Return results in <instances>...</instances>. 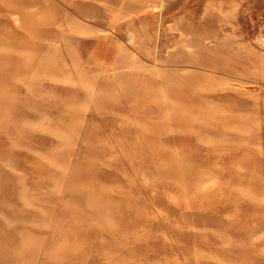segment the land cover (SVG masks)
Segmentation results:
<instances>
[{
    "label": "rangeland",
    "instance_id": "obj_1",
    "mask_svg": "<svg viewBox=\"0 0 264 264\" xmlns=\"http://www.w3.org/2000/svg\"><path fill=\"white\" fill-rule=\"evenodd\" d=\"M0 264H264V0H0Z\"/></svg>",
    "mask_w": 264,
    "mask_h": 264
},
{
    "label": "bare ground",
    "instance_id": "obj_2",
    "mask_svg": "<svg viewBox=\"0 0 264 264\" xmlns=\"http://www.w3.org/2000/svg\"><path fill=\"white\" fill-rule=\"evenodd\" d=\"M14 21V20H13ZM128 22V21H127ZM72 23V22H71ZM126 25V24H125ZM122 31V30H121ZM109 33V32H108ZM81 34V33H80ZM91 34V33H90ZM131 37V36H130ZM33 68V67H32ZM31 72V71H30ZM89 72V71H88ZM29 77V76H28ZM64 79V78H63ZM77 86V85H76ZM75 90V89H74ZM77 92V91H76ZM195 118V117H194ZM21 190V189H20ZM99 203V202H98ZM215 205V204H214ZM212 207H214V206H212ZM216 207V206H215ZM130 211V210H129ZM213 211V210H212ZM229 214V213H228ZM231 214V213H230ZM231 216H232V214H231ZM3 218V217H2ZM112 226V225H111ZM112 227H114V226H112ZM114 229H116V228H114ZM96 235V234H95ZM251 235V234H250ZM88 236V235H87ZM84 238H86V236L84 237ZM91 238V237H90ZM93 238V237H92ZM87 239V238H86ZM95 239V238H94ZM86 241V240H85ZM102 244V243H101ZM101 244H99V245H101ZM104 245V244H103ZM109 245V244H108ZM107 245V246H108ZM106 247V246H105ZM110 247H112V246H110ZM103 248V247H102ZM67 256V255H66Z\"/></svg>",
    "mask_w": 264,
    "mask_h": 264
}]
</instances>
